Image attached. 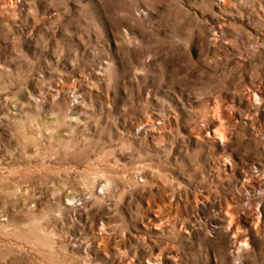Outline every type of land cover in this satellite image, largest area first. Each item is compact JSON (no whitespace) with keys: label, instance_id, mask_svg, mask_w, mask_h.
<instances>
[{"label":"rangeland","instance_id":"374dc122","mask_svg":"<svg viewBox=\"0 0 264 264\" xmlns=\"http://www.w3.org/2000/svg\"><path fill=\"white\" fill-rule=\"evenodd\" d=\"M262 178L264 0H0V264H264Z\"/></svg>","mask_w":264,"mask_h":264},{"label":"bare ground","instance_id":"6f19581e","mask_svg":"<svg viewBox=\"0 0 264 264\" xmlns=\"http://www.w3.org/2000/svg\"><path fill=\"white\" fill-rule=\"evenodd\" d=\"M221 131V134L219 135L216 131L210 133V136L214 137V138H218L224 142L227 138H229L230 136V132L228 130V128H223V124H221V127L219 129ZM259 182H263L264 183V178H262V180H259ZM244 241V235H240L239 237L235 238V243L238 245H242Z\"/></svg>","mask_w":264,"mask_h":264}]
</instances>
